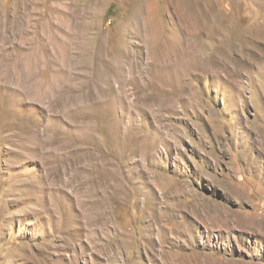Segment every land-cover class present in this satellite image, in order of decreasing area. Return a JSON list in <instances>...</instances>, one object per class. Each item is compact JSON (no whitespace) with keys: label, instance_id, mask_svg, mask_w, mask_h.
Masks as SVG:
<instances>
[{"label":"rangeland","instance_id":"obj_1","mask_svg":"<svg viewBox=\"0 0 264 264\" xmlns=\"http://www.w3.org/2000/svg\"><path fill=\"white\" fill-rule=\"evenodd\" d=\"M0 264H264V0H0Z\"/></svg>","mask_w":264,"mask_h":264}]
</instances>
